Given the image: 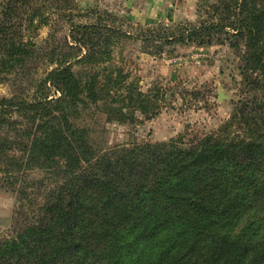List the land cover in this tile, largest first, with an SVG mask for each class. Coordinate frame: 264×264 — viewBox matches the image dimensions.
Here are the masks:
<instances>
[{
	"label": "trees",
	"instance_id": "16d2710c",
	"mask_svg": "<svg viewBox=\"0 0 264 264\" xmlns=\"http://www.w3.org/2000/svg\"><path fill=\"white\" fill-rule=\"evenodd\" d=\"M76 7L75 0L0 3V76L28 66L40 52L36 31L62 10L74 15ZM209 7L208 20L151 26L137 37L155 55L166 45L215 41L241 52L244 97L216 135L189 147L172 141L100 153L90 145L87 128L76 123L81 105L120 123L133 121L136 109L150 115L158 106V95L138 91L130 73L114 63V47L131 33L110 12L73 22L71 51L41 78L32 99L24 94L0 102V132L8 134L0 137V176H6L0 188L6 183L32 203L26 189L16 187L24 165L57 164L63 178L56 189L39 191L33 221L0 238V264H176L182 257L178 264H234L241 256L236 264H264V230L229 236L216 225L226 215L231 224L242 219L247 196L264 200V0H216ZM19 14L28 34L9 25ZM73 60L91 68L75 70ZM13 110L25 120H12ZM16 124L21 128L3 130ZM219 193L234 198L213 206ZM237 199L241 204L224 213Z\"/></svg>",
	"mask_w": 264,
	"mask_h": 264
},
{
	"label": "rangeland",
	"instance_id": "374dc122",
	"mask_svg": "<svg viewBox=\"0 0 264 264\" xmlns=\"http://www.w3.org/2000/svg\"><path fill=\"white\" fill-rule=\"evenodd\" d=\"M6 1L0 0V3ZM215 1L154 0L153 12L145 15L140 12L145 7L146 0H75L78 11H75L74 15H70L72 13L70 11L62 10V16L54 14L49 24L41 26L36 31L34 40L40 52L32 62L24 69H18L11 74H1L0 102L5 99L19 98L24 94L26 98L32 99L34 93L40 92L38 84L41 78L58 66L57 61L60 55L71 51L68 45L71 38L68 35L71 34L73 22L95 21L97 17L95 12L98 11L101 14L110 12L116 17L117 23L131 33L130 37L123 39L114 47V63L130 73L129 79L138 91L158 95V106L150 110V115L136 109L133 112V121L120 123L117 120H108L107 114L97 107L89 109L81 105L78 113L80 116L76 123L87 128L90 145L98 149L100 153L112 148H134L172 141L181 147H189L191 143L205 136L216 135L224 131L225 125L232 119L236 105L244 97L241 91L243 83V74L240 69L241 52L238 53L230 47L228 42L215 41L211 45L203 46L178 43L166 45L162 53L155 55L137 37L141 29L151 26L198 24L202 19L208 20L209 6ZM161 3L162 6L158 8V4ZM9 25L15 31L17 30L19 35L29 33L22 25V14L10 21ZM73 61L75 70L81 67L91 68L89 63ZM51 94L55 97L60 96L54 89L51 90ZM11 119L17 122L25 120L21 117V113L15 110L12 112ZM16 127L21 128L16 124L12 127H3V130H12ZM236 129L238 128L233 126L231 130ZM9 135L13 137L15 134L10 132ZM7 136L8 134L4 131L0 132V137ZM63 162L59 160L58 164ZM30 167L27 165L22 167V175L19 174L16 187H24L30 199L33 200L32 203L17 197L16 193L7 189L6 183L2 182L4 187L0 188V238L10 237L18 225L22 227L25 222L33 221L31 211L37 209L36 203L42 199L39 191L56 189L63 180L62 175H58L57 164L47 163L43 168ZM4 175L5 173L0 178H5ZM262 183L263 180L260 179L259 184L263 187L260 192L264 197V183ZM233 194H214L217 199H213V206H222L223 201L226 203L233 200ZM258 197L251 201L247 196V204L243 205L246 214L242 219L231 224L226 215L216 225L226 228L224 231L229 232V236L254 230L262 234L264 200L261 203ZM237 201L238 199L225 207L224 213L228 214V209L241 204ZM18 219L19 223L15 225ZM261 222L263 226L260 227ZM200 229L202 233L199 235L207 237V232H203V228ZM227 252L225 248L224 254ZM237 252L241 253L240 250ZM169 254L167 252L166 257ZM261 257L264 260V256ZM241 259L242 256L237 261L232 258L230 262L236 264ZM182 260L183 257L176 261V264Z\"/></svg>",
	"mask_w": 264,
	"mask_h": 264
},
{
	"label": "crops",
	"instance_id": "0c3cea01",
	"mask_svg": "<svg viewBox=\"0 0 264 264\" xmlns=\"http://www.w3.org/2000/svg\"><path fill=\"white\" fill-rule=\"evenodd\" d=\"M146 5L143 9H141L142 11L140 13H143L145 15H148L149 13L151 14L155 8L154 6V0H146ZM149 1V2H148ZM160 5L162 6V3L161 4H158V8H160Z\"/></svg>",
	"mask_w": 264,
	"mask_h": 264
}]
</instances>
